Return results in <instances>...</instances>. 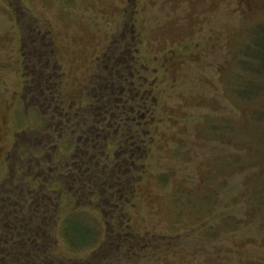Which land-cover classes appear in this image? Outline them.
<instances>
[{"label": "rangeland", "instance_id": "obj_1", "mask_svg": "<svg viewBox=\"0 0 264 264\" xmlns=\"http://www.w3.org/2000/svg\"><path fill=\"white\" fill-rule=\"evenodd\" d=\"M29 57L59 64L66 103H86L106 60L131 61L134 83L152 87L148 109L125 95L152 134L134 206L112 225L99 199H64L52 261L264 264V0H0V185L16 133L41 124L21 96ZM126 232L137 244H117Z\"/></svg>", "mask_w": 264, "mask_h": 264}, {"label": "trees", "instance_id": "obj_2", "mask_svg": "<svg viewBox=\"0 0 264 264\" xmlns=\"http://www.w3.org/2000/svg\"><path fill=\"white\" fill-rule=\"evenodd\" d=\"M254 57L263 60V56ZM29 58L26 65L31 69L24 70L23 76L30 75L31 81L21 96L28 107L39 111L41 124L16 133L12 143L15 155L8 157L9 176L0 185V264H62L51 260L50 250L64 199H74V209L99 199L97 205L112 225L116 211L127 212L125 200L134 206L136 181L148 170L143 142L150 141L151 133L145 125H135L134 108L125 95L134 105L148 109L146 92L151 93L152 87L141 90V83H134L137 67L131 61L112 71L106 60L104 70L91 74L90 84L84 88L86 103L75 98L66 103L62 72L55 67L59 64L49 67L48 58L44 65L38 57ZM126 87H130L128 92ZM114 112L121 115L115 117ZM136 167L142 168L140 175H134ZM21 183L25 189L18 188ZM102 201L108 205L105 212ZM116 235L122 247L138 242L130 232Z\"/></svg>", "mask_w": 264, "mask_h": 264}, {"label": "flooded vegetation", "instance_id": "obj_3", "mask_svg": "<svg viewBox=\"0 0 264 264\" xmlns=\"http://www.w3.org/2000/svg\"><path fill=\"white\" fill-rule=\"evenodd\" d=\"M142 84V83H141ZM124 87H122V90H121V92H123L124 91V89H123ZM123 98H124V95L122 94V97H121V99L123 100ZM121 99H119V100H121ZM122 108H124V106H122ZM115 117H117V116H119V115H121L120 113H117V112H114V114H113ZM117 131V130H116ZM138 150H139V147H138Z\"/></svg>", "mask_w": 264, "mask_h": 264}]
</instances>
